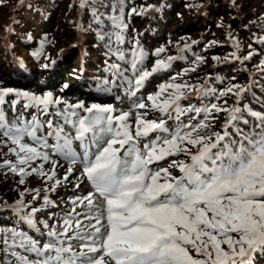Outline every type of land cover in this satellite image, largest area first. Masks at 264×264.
Segmentation results:
<instances>
[{
    "label": "snow or ice",
    "instance_id": "obj_1",
    "mask_svg": "<svg viewBox=\"0 0 264 264\" xmlns=\"http://www.w3.org/2000/svg\"><path fill=\"white\" fill-rule=\"evenodd\" d=\"M126 2L78 0L80 12L90 19L87 28L79 22L75 27L93 34L104 43L106 55L116 57V62L105 61L108 75L98 79L97 91L122 90L132 98L131 110L117 115L111 103H70L52 91L0 87V146L15 157L0 161V168L18 177L20 186L32 177L43 183L42 188L24 187L15 201L3 205L15 219L0 225V264H258V258L264 259V111L253 109L245 97L264 108V57L248 73L247 83H234L233 76L218 88L211 77L204 83L184 79L205 62L195 55L189 67L148 93L146 103L138 93L157 73L185 59L183 54L198 41H177V55L167 54L164 45L155 48L148 68L149 53L138 38L130 50L120 46L129 27L125 17L145 16L155 5L126 13ZM24 3L19 0L18 7ZM231 6L241 7L235 0ZM249 24L260 29L252 34L253 42L264 45V13ZM6 31L13 29L7 26ZM26 38L31 40V34ZM226 39L233 51L213 61H239L247 71L244 62L259 50L249 44L241 57L236 35L228 31ZM46 43L45 37L32 52L37 60ZM218 44L213 40L208 47ZM44 59L49 62L43 69L56 63L50 56ZM69 87L63 84L61 93ZM229 96L235 97L232 104ZM9 98L16 114L11 121L4 111ZM29 111L31 118L25 115ZM149 112L159 115L150 119ZM220 114L225 119L217 129ZM61 160L68 164L62 180L75 175L78 166L73 186L87 184L90 190L70 197V210L51 214L49 225L39 214L55 207L49 193L62 182L57 178ZM163 161L170 163L159 167ZM173 169L180 175H173ZM28 195L31 200L25 199ZM37 200H42L39 206Z\"/></svg>",
    "mask_w": 264,
    "mask_h": 264
},
{
    "label": "trees",
    "instance_id": "obj_2",
    "mask_svg": "<svg viewBox=\"0 0 264 264\" xmlns=\"http://www.w3.org/2000/svg\"><path fill=\"white\" fill-rule=\"evenodd\" d=\"M232 2L233 0H128L125 6L126 13L131 7L139 9L141 5L146 6L149 3L155 5V8L149 10L145 16L125 17L129 27L126 32V43L120 46L125 50H130L133 42L138 38L141 46L149 53V58L146 61L148 68H151L155 59L151 56L155 48L164 45L167 47V54L177 55L175 48L177 41H180L181 44L185 41L189 44L192 40L198 41V43L191 46L189 51L183 54L186 57L185 59L173 62L171 69L153 76L145 88L138 93V96H143L146 100L147 94L155 92L158 85L168 81L171 76L181 72L184 68L189 67L195 55L203 56L205 62L197 68L196 72L189 73L188 76L184 77L189 82L204 83L205 77H211L212 79L209 82L220 88L227 86L228 81H232V77L235 76L236 80L232 82L247 83L249 80L248 73L255 72L254 65L264 57V45L253 42L252 38L253 33L260 34V29L255 24H249V21H258L259 15L264 13V0H235L237 4L241 5L240 8L232 7ZM18 3L19 0H0V9L3 12L0 19H6L11 24L13 23V31H17L20 24L29 22L25 19V11L29 10L33 13V19H38L41 26H43L45 36L32 37L30 41L19 45L15 44L17 42L15 38L14 40L10 39L13 52L14 47L29 50L26 58L27 66L21 71L2 72L0 69V87L15 88L9 86L13 83L21 85L19 89L22 90L37 93H43L46 90L58 95L61 93L60 89L63 84L69 82L70 87L62 94L64 95L63 98L70 103L92 97L91 94L94 90L99 96L110 99L116 109L115 114L131 110L132 98L125 95L122 90L101 94L96 89L98 79L105 77L103 68V65H106L105 61L107 60L108 63L116 62V57H108L104 43L98 42L93 34L86 31L78 33V29L74 27L75 23H82L87 28L90 19L88 13L80 12L78 0H25L23 7H18ZM70 4H72L71 8L69 7ZM187 4L198 5V7L188 8L186 7ZM14 21H19V24ZM245 24L249 25L247 29L244 27ZM218 25L221 26L218 27ZM228 31H232L240 41L241 50L238 54L241 57L246 55L249 44H252L254 49L259 50V54L254 56L251 61L244 62L247 65V71L243 70V66L239 61L217 63L212 59L213 56L223 59L224 56L233 51L232 46L226 39ZM56 33L58 34L56 35ZM45 37L48 43L44 45V55L37 60L33 57L32 52L40 47L41 41ZM182 37L184 40H181ZM213 40L219 41V44L208 47L209 42ZM78 41L81 42L80 45H78ZM169 41L172 43L169 44ZM81 53L85 54L83 61H80ZM44 56H50L56 63L48 69L41 68L42 64L48 63ZM80 64L83 71L79 70L81 68ZM123 66L127 67V65ZM257 79H259V76H257ZM261 83H264V80H261ZM25 86L26 89H24ZM88 88L90 91L85 92ZM254 91L257 96L262 95L259 89H254ZM226 99H228L229 104L235 101V97L232 96ZM245 101L249 102L253 109L264 111V108L252 103L250 95L245 97ZM84 102L86 105L89 104L86 101ZM190 102L195 103L194 100ZM10 104L11 98H9V103L4 106V111L6 117L11 121L16 114L12 111ZM196 104L199 105V101ZM17 107L20 111H23V104ZM25 115L27 118L30 115L31 118V111L25 113ZM158 115V113L149 112L148 118H155ZM134 117L135 113L133 112L130 120L133 121ZM202 118L199 117L198 119ZM224 119L225 115L220 114L216 121L217 129L220 128ZM169 123L173 124L175 122L169 121ZM2 160L0 156V161ZM169 163L170 161H168ZM60 164L61 167L57 170V178L62 181L61 169H67L68 164L63 160L60 161ZM172 172L174 175L179 173L175 169ZM9 174L6 168H0V225H9L15 219L10 210L3 208L6 202L11 203L17 199L16 196L13 198L17 191L13 193L14 185L10 181ZM77 175V173L73 175L67 182L62 181L54 192L49 193L50 199L55 202V207L46 208L39 214L41 219L48 220L49 225L53 222L51 214L69 211L71 208L69 198L81 192L82 189L74 188L75 182L72 184ZM11 193L13 194L11 195ZM43 194L41 192V197ZM31 199V195L26 198V200ZM34 203L39 206L42 200H37ZM0 260H3L2 255H0ZM258 264H264V259L258 258Z\"/></svg>",
    "mask_w": 264,
    "mask_h": 264
},
{
    "label": "rangeland",
    "instance_id": "obj_3",
    "mask_svg": "<svg viewBox=\"0 0 264 264\" xmlns=\"http://www.w3.org/2000/svg\"><path fill=\"white\" fill-rule=\"evenodd\" d=\"M25 12H26L25 19L29 20V22L24 23V24H20L17 28V31H6L7 26H11L12 29H14V25H13V23L11 24L10 22H8L6 19L5 20L0 19V69L2 72H9L11 70L21 71L27 66L26 58L28 57L29 50L27 48L14 47L13 48L14 52H13V50H12L13 45L11 44L10 39L14 40V38H15V40L17 41L15 44L19 45L23 42L30 41L26 38L28 34H31V37H33V38H35L36 36H42V37L45 36L44 31H43V26H41L38 19H36V18L33 19V17H32L33 13L30 12L29 10H26ZM2 16H3V12H1V9H0V18H2ZM46 20H47V18H46ZM174 27H176V26H174ZM57 34L58 33H56V35ZM80 44H81V42L78 41V45H80ZM80 61H83V59L80 58ZM103 66H104L103 68L105 70L106 65H103ZM80 67L81 68H79V70L83 71L81 64H80ZM9 86H13L17 89H19L21 87V85L13 84V83L9 84ZM26 88L27 87L25 86L24 89H26ZM89 91H90V89L88 88L85 92H89ZM58 95L64 96L62 93H60ZM102 98H104V97H101L97 94V95L92 96L90 99H95V100L103 102V103L110 102L109 101L110 99H102ZM145 102L147 103V100H145ZM186 104L187 103H185V105ZM118 114H120V112H118ZM182 119H184V118H182ZM130 122H134V120L133 121L130 120ZM184 122L187 123V119H184ZM0 156L2 157V159H10V160L15 159L14 155L9 153L7 147H4V146H0ZM161 163H164V162H161ZM9 177L11 178L10 181L14 185L13 186V188H14L13 193H14V191H17V194L14 195L13 198L15 196H16V198H18V192L22 191L24 187H33V188L41 187L42 188V184H43L42 181L38 180L36 177H32L29 180V182L23 186L18 185V177L14 176L11 173L9 174ZM75 181L76 180H74L72 182V184ZM82 191H85V190H82ZM13 193H11V195ZM26 198H27V196H26Z\"/></svg>",
    "mask_w": 264,
    "mask_h": 264
}]
</instances>
